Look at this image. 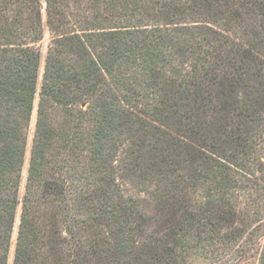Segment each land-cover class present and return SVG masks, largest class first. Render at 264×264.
Segmentation results:
<instances>
[{"label": "trees", "instance_id": "obj_1", "mask_svg": "<svg viewBox=\"0 0 264 264\" xmlns=\"http://www.w3.org/2000/svg\"><path fill=\"white\" fill-rule=\"evenodd\" d=\"M43 1L0 0V264L36 95L13 264H264V0Z\"/></svg>", "mask_w": 264, "mask_h": 264}, {"label": "rangeland", "instance_id": "obj_2", "mask_svg": "<svg viewBox=\"0 0 264 264\" xmlns=\"http://www.w3.org/2000/svg\"><path fill=\"white\" fill-rule=\"evenodd\" d=\"M43 5H42V19L43 23L45 22V11H44V1L42 0ZM51 40V36L47 30L46 27H44V35L42 40L38 43L37 48L40 52V67H39V75L37 79V94L40 89V83H41V75L43 72V66H44V60L47 52V48L49 46ZM37 101H38V95H36L34 104H33V110L31 113V118H30V125L28 129V136H27V144H26V149L24 153V159H23V166H22V171H21V178H20V184H19V204L16 208L15 211V219H14V225L11 233V242H10V247L8 251V256H7V264H13V255H14V247H15V242H16V237H17V230H18V224H19V218H20V213H21V202L22 198L24 195V190H25V183H26V177H27V169H28V164H29V156H30V147H31V140L33 136V131H34V126H35V121H36V109H37ZM120 160V159H119ZM122 165V163L120 164ZM119 163H117V171L118 173H122L119 168L121 166ZM120 166V167H119ZM121 185L128 191L127 193L134 195L135 197H140L143 199V207L146 215L148 218H150V221H153L154 218H156V221H160V216L158 213V209L156 207V204L154 200H151L150 197L148 198L144 193L140 192L142 191V188H137L138 181L134 178H123L120 180ZM153 219V220H152ZM230 264H258V257L255 254L248 255L247 257L241 259H233L230 261ZM207 261L200 260L196 263L191 262V264H207Z\"/></svg>", "mask_w": 264, "mask_h": 264}]
</instances>
